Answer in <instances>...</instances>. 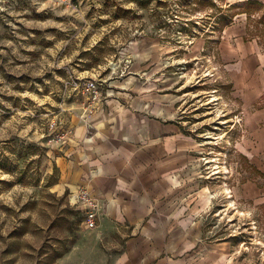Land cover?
Masks as SVG:
<instances>
[{
  "label": "rangeland",
  "instance_id": "rangeland-1",
  "mask_svg": "<svg viewBox=\"0 0 264 264\" xmlns=\"http://www.w3.org/2000/svg\"><path fill=\"white\" fill-rule=\"evenodd\" d=\"M232 1L0 0V264H90L95 250L94 261L114 264L115 244L85 229L74 192L58 194V157L75 114L86 121L108 91L153 74L175 80L190 140L188 234L227 240L236 262L264 264V142L255 140L264 131L247 125L264 111V90L245 102L232 72L253 76L264 59V4ZM232 26L241 36L226 37ZM71 77L99 87L92 113L65 88Z\"/></svg>",
  "mask_w": 264,
  "mask_h": 264
},
{
  "label": "crops",
  "instance_id": "crops-1",
  "mask_svg": "<svg viewBox=\"0 0 264 264\" xmlns=\"http://www.w3.org/2000/svg\"><path fill=\"white\" fill-rule=\"evenodd\" d=\"M241 30L232 26L225 35L239 37ZM236 42L241 50L248 49L250 61H257L250 54L253 45ZM257 66L243 80L232 70L245 102L264 90V59ZM129 79L134 85L115 96L108 91L105 103L86 121L80 112L73 116L74 137L58 157V194L84 189L98 200L94 232L115 244L114 264H241L227 240L203 245L197 233L188 234L181 196L186 193L190 140L181 121L180 98L170 94L175 80L154 74ZM255 117L247 125L264 131V111ZM261 134L256 142H264ZM126 227L133 228L128 236L122 234ZM88 254L85 263L103 264L93 260L101 258L99 250Z\"/></svg>",
  "mask_w": 264,
  "mask_h": 264
},
{
  "label": "built area",
  "instance_id": "built-area-1",
  "mask_svg": "<svg viewBox=\"0 0 264 264\" xmlns=\"http://www.w3.org/2000/svg\"><path fill=\"white\" fill-rule=\"evenodd\" d=\"M71 1L72 0H53V2L59 3V5L70 4ZM64 86L65 88H70L71 91L84 96V111H88V113H92L102 102V93L94 81H85L79 79L78 77H71L70 83H66V85ZM50 125V128H53L55 126V123L52 122ZM64 136L65 135H61L59 137L62 138ZM69 198L70 203L72 205H77V208L80 210L83 216L82 225L85 227V229H95L97 227V221L99 217L98 200L84 189L76 190Z\"/></svg>",
  "mask_w": 264,
  "mask_h": 264
},
{
  "label": "bare ground",
  "instance_id": "bare-ground-1",
  "mask_svg": "<svg viewBox=\"0 0 264 264\" xmlns=\"http://www.w3.org/2000/svg\"><path fill=\"white\" fill-rule=\"evenodd\" d=\"M233 1H234V0H233ZM233 1H232V3L236 2V1H234V2H233ZM237 1H242V0H237Z\"/></svg>",
  "mask_w": 264,
  "mask_h": 264
}]
</instances>
